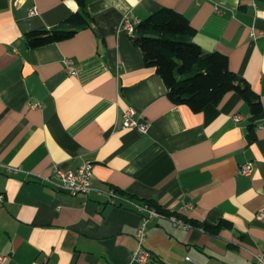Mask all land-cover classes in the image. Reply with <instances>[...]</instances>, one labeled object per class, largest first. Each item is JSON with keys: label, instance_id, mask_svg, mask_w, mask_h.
I'll list each match as a JSON object with an SVG mask.
<instances>
[{"label": "crops", "instance_id": "obj_1", "mask_svg": "<svg viewBox=\"0 0 264 264\" xmlns=\"http://www.w3.org/2000/svg\"><path fill=\"white\" fill-rule=\"evenodd\" d=\"M162 7L188 19L203 51L227 57L259 115L234 92L199 112L167 98L122 29L125 15L140 22ZM78 10L74 0H0V264H141L131 255L145 201L218 227L147 217L149 264H253L264 256V0H91L71 38L27 46V33ZM126 109L145 133L121 127ZM85 160L91 192L58 188L51 168Z\"/></svg>", "mask_w": 264, "mask_h": 264}, {"label": "trees", "instance_id": "obj_2", "mask_svg": "<svg viewBox=\"0 0 264 264\" xmlns=\"http://www.w3.org/2000/svg\"><path fill=\"white\" fill-rule=\"evenodd\" d=\"M74 1L79 7L75 14L51 30L27 33V46L36 48L60 42L84 28L88 16L86 6L91 0ZM194 34L195 30L186 17L173 9L162 7L137 24L132 41L141 50L145 66L154 68L162 79L167 98L173 104L185 105L191 111L199 112L207 105H217L226 94L234 92L247 102L253 115H259L261 103L249 84L229 69L225 55L205 52L193 43ZM142 206L166 216L176 215L151 201H145ZM191 225L212 233L218 228L196 222Z\"/></svg>", "mask_w": 264, "mask_h": 264}, {"label": "built area", "instance_id": "obj_3", "mask_svg": "<svg viewBox=\"0 0 264 264\" xmlns=\"http://www.w3.org/2000/svg\"><path fill=\"white\" fill-rule=\"evenodd\" d=\"M30 14H34V11H31ZM139 22L135 17L130 14H127L122 19V29L129 35H133L135 32V27ZM263 33H260L259 36H262ZM65 66L69 74H75L78 72V68L73 65V63L66 59ZM135 111L133 109H126L122 115V128L123 129H136L140 133H145L148 129L147 124L141 123L134 119ZM235 121L239 120V116H235ZM92 162L85 160L81 165L75 170H64L60 167L54 166L51 168V173L59 180L60 184L58 188L68 192L71 195H84L87 196L92 190ZM9 170V169H8ZM252 167L251 164L242 165L239 168V173L242 175H249L251 173ZM17 170H14L16 172ZM108 195L113 198L115 195L112 192H109ZM191 208V205H186L181 209L182 214H186ZM135 209L140 214V223L138 226V238H137V248L132 253L131 259L135 260L141 264H149L151 255L148 251L142 248L143 239L145 236V229L147 223V217L157 216L161 218H167L171 223L177 228H190L191 225L178 218L177 215L166 216L162 213L157 212L155 209H149L146 206H135ZM6 257L0 254V263L4 262ZM253 264H264V256L256 255L255 261Z\"/></svg>", "mask_w": 264, "mask_h": 264}]
</instances>
